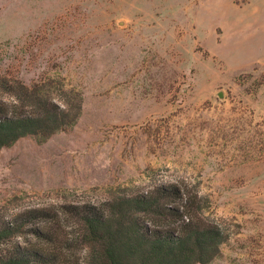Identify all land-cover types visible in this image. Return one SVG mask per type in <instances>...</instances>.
<instances>
[{"label":"rangeland","instance_id":"obj_1","mask_svg":"<svg viewBox=\"0 0 264 264\" xmlns=\"http://www.w3.org/2000/svg\"><path fill=\"white\" fill-rule=\"evenodd\" d=\"M0 78L82 97L72 126L0 149L5 214L175 183L228 235L208 264H264V0H0Z\"/></svg>","mask_w":264,"mask_h":264},{"label":"trees","instance_id":"obj_2","mask_svg":"<svg viewBox=\"0 0 264 264\" xmlns=\"http://www.w3.org/2000/svg\"><path fill=\"white\" fill-rule=\"evenodd\" d=\"M0 87L15 98L0 102V149L25 136L40 140L72 126L81 111L79 93L57 102L47 91L9 83ZM205 203L175 183L120 195L99 205L67 204L0 209V264H63L65 251L86 250V264H208L220 254L228 235L203 215ZM77 231L64 232L63 221ZM32 237L37 243L21 244Z\"/></svg>","mask_w":264,"mask_h":264}]
</instances>
